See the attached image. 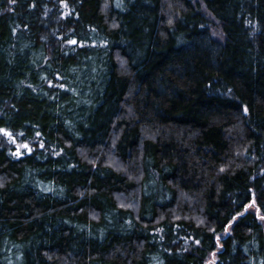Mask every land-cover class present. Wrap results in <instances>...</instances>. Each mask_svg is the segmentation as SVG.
Masks as SVG:
<instances>
[{"label":"trees","instance_id":"1","mask_svg":"<svg viewBox=\"0 0 264 264\" xmlns=\"http://www.w3.org/2000/svg\"><path fill=\"white\" fill-rule=\"evenodd\" d=\"M0 264H264V0H0Z\"/></svg>","mask_w":264,"mask_h":264},{"label":"rangeland","instance_id":"2","mask_svg":"<svg viewBox=\"0 0 264 264\" xmlns=\"http://www.w3.org/2000/svg\"><path fill=\"white\" fill-rule=\"evenodd\" d=\"M5 137H6V136H5ZM24 147H25V146H23V145H20V144L16 145V144H15V152H20L21 150L24 149Z\"/></svg>","mask_w":264,"mask_h":264},{"label":"snow or ice","instance_id":"3","mask_svg":"<svg viewBox=\"0 0 264 264\" xmlns=\"http://www.w3.org/2000/svg\"><path fill=\"white\" fill-rule=\"evenodd\" d=\"M25 147H27V146L25 145Z\"/></svg>","mask_w":264,"mask_h":264}]
</instances>
